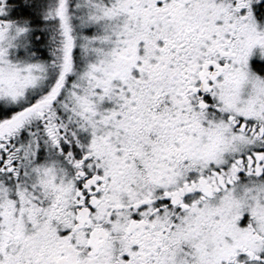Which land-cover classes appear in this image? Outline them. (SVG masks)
<instances>
[{
  "label": "snow or ice",
  "instance_id": "1",
  "mask_svg": "<svg viewBox=\"0 0 264 264\" xmlns=\"http://www.w3.org/2000/svg\"><path fill=\"white\" fill-rule=\"evenodd\" d=\"M0 264H264V0H0Z\"/></svg>",
  "mask_w": 264,
  "mask_h": 264
}]
</instances>
